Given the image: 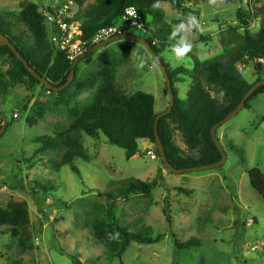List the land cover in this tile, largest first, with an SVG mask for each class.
<instances>
[{"label": "rangeland", "instance_id": "374dc122", "mask_svg": "<svg viewBox=\"0 0 264 264\" xmlns=\"http://www.w3.org/2000/svg\"><path fill=\"white\" fill-rule=\"evenodd\" d=\"M94 1L86 0L84 5ZM22 2L39 9L52 6V0H0V11L18 16ZM262 8L264 0L219 5L186 2L179 11L166 3L156 5L169 31L168 45L160 57L171 69L183 67L188 72L179 75L174 84L179 99H186L192 86L190 74L196 61L215 58L241 44L244 28L237 12L247 15L244 21L256 36L264 19L254 14H260ZM77 10V5L72 8ZM189 14L203 30L192 31L193 50L177 64L170 56L175 43L170 36L173 27ZM130 34L143 39L145 32L132 29ZM141 59L144 67L138 68ZM103 63L114 69L120 91L152 95L157 114L168 108L169 95L156 62L143 44L128 40L111 42L78 62L77 79L65 88L68 108L42 87L28 89L18 84L8 90L0 105V114L9 122L0 136V209L13 203L26 205L32 240L30 249L22 253L17 240L0 227V264H264V200L251 188L248 176L254 168L264 175V93L249 102V109H242L217 129L226 156L218 168L174 174L161 165L147 140L137 142L140 155L127 161L125 152L108 145L104 138L84 137L88 162L74 161L78 174L69 166L54 169L61 153H40L34 141L64 130L73 121L70 111L80 114L91 103L98 82L88 89L84 85L98 76ZM237 67L248 83H254L259 74L264 76V61ZM0 68L5 71L7 66L0 63ZM174 143L185 148L180 134L175 135ZM149 150L155 153V160L147 156ZM51 161H55L53 165ZM131 179L150 181L153 187L147 196L116 198V225L136 232L149 227L152 237L164 234L165 238L152 245L133 242L121 258H114L92 236L89 223L99 206L108 208L110 200L105 195L116 196ZM97 217L105 218L103 214ZM188 240L197 241L198 246L190 251L174 249V241Z\"/></svg>", "mask_w": 264, "mask_h": 264}, {"label": "trees", "instance_id": "16d2710c", "mask_svg": "<svg viewBox=\"0 0 264 264\" xmlns=\"http://www.w3.org/2000/svg\"><path fill=\"white\" fill-rule=\"evenodd\" d=\"M70 1L78 7L73 20L81 23L84 39L92 37L103 27L121 24V18L126 9L134 8L141 14L148 25L143 40L163 63L174 95V104L170 113L158 121V134L169 165L181 170L219 162L221 153L216 148L210 131L240 104L254 84L264 81L263 74H259L254 83H248L237 67L239 63L255 65L264 61V24L258 34L253 36L248 23L244 21L247 15L237 12L240 26L244 28L241 44L215 58L204 62L196 61L190 74L192 86L187 92L186 99L182 100L177 97L174 84L178 81L179 75L185 76L188 72L183 67L171 69L160 57V53L168 45L169 31L156 5L166 3L172 10L179 11L186 2L201 1L212 5L209 0H95L87 6L84 5L86 0ZM241 1L223 0V3ZM0 12H2L0 35L6 38L14 49L12 51L6 45L0 46V63L7 66L5 71L0 68V105L1 99L8 90L20 84L26 85L28 89L42 87L52 96L62 99L64 107L68 108L64 99L66 89L60 92L47 89L31 76L23 64L25 62L39 77L55 88L64 86L70 75L72 64L68 62L64 54L57 52L51 45L42 11L33 3L22 2L18 16L13 12ZM254 16L264 19V9L262 8L260 14H254ZM4 26L6 29L3 31ZM229 29L236 31L235 28ZM91 47L93 46L88 49ZM74 76L71 85L77 79V66ZM96 82L98 86L91 103L83 108L80 114L70 111L73 121L67 128L53 136L43 135L34 141L40 146L38 149L40 153H61L59 163L50 162L51 165L54 164V169L69 166L73 173L78 174V170L73 165L74 161L79 159L88 162L83 143L84 137L97 140L104 138L108 145L123 150L127 161L140 155L138 141L147 140L155 148L153 129L158 114L154 111L153 96L142 92L127 95L120 91L115 83L114 69L105 63L100 65L98 76L86 82L84 88H91ZM210 91H213L215 95L212 96ZM263 93L264 86L259 87L247 99L244 108L249 109V102ZM263 121L264 116L261 119V122ZM1 126L0 120V129ZM8 126L7 120L6 128ZM176 134L181 135L184 149L174 143ZM155 150L157 152L156 148ZM157 155L161 165L164 166L158 152ZM248 176L251 188L264 200V175L259 169L254 168L248 171ZM152 187L153 184L150 181L128 180L118 190L116 196L105 195L110 200L107 209L101 205L95 211L96 217L89 223L91 233L104 246L110 257L121 258L133 242L140 245H152L165 238L164 234L152 237V229L149 227L136 232L116 225L113 212L116 198L128 200L133 195L147 196ZM42 190L44 193L47 192L46 188ZM184 193L190 192L184 191ZM164 213L167 216L165 210ZM102 214L105 218L97 217ZM167 220L170 224L168 216ZM0 227L6 228V231L17 240L20 252L25 253L30 249L32 239L26 205L13 203L5 209H0ZM173 245L176 251H190L198 246V242L195 240L174 241Z\"/></svg>", "mask_w": 264, "mask_h": 264}, {"label": "built area", "instance_id": "2783aa9c", "mask_svg": "<svg viewBox=\"0 0 264 264\" xmlns=\"http://www.w3.org/2000/svg\"><path fill=\"white\" fill-rule=\"evenodd\" d=\"M76 6L70 0H52V6L40 9L44 15V24L48 31V39L57 52L64 54L70 64L79 59L90 46H95L111 38L130 34L132 29L146 32L147 22L134 8L123 12L122 23L116 26H108L99 29L92 37L83 38L81 23L73 20ZM130 12L134 14H130ZM150 159L155 160L156 155L152 151L147 152Z\"/></svg>", "mask_w": 264, "mask_h": 264}, {"label": "water", "instance_id": "95a60500", "mask_svg": "<svg viewBox=\"0 0 264 264\" xmlns=\"http://www.w3.org/2000/svg\"><path fill=\"white\" fill-rule=\"evenodd\" d=\"M118 40H128V41H134V42H138L143 44L147 50L149 51V53L151 54L153 60L156 62V65L158 66L164 80H165V84H166V89L169 95V105L168 108L165 112L158 114L157 117L155 118L154 121V137H155V148L157 149V152L159 154V157L164 165V167L171 173L174 174H183V173H192V172H198V171H204V170H211V169H215L218 168L220 166L223 165V163L226 160V156L225 153L223 152L221 145L217 139L216 136V131L217 129L224 124L225 122H227L228 120H230L231 118L235 117L245 106V102L247 101V99L259 88L264 86V81L261 82H257L256 84H254L252 86V88L247 92V94L244 96V98L242 99V101L240 102V104L233 110L231 111L221 122L215 124L212 128H211V138L216 146V148L219 150V152L221 153V160L215 164L212 165H208V166H202V167H195V168H189V169H181V170H177L175 168H173L172 166L169 165L165 152H164V147L162 145V142L159 138V134H158V121L165 115L169 114L173 104H174V95L172 92V88H171V82L170 79L168 77L167 71L164 68L163 63L161 62V60L159 59V57H157L153 51H151L150 47L148 46V44L141 38H138L136 36H133L131 34H125V35H120L114 38H111L109 40H106L100 44H97L93 47H91L90 49H88L79 59L75 60L74 63L71 66V72L70 75L66 81V83L64 84V86L59 87V88H55L53 87L48 81L44 80L43 78L39 77L32 69H30L27 64L25 62H23L24 67L27 69V71L31 74V76L33 78H35L36 80H38L43 86H45L47 89L53 91V92H60L62 90H64L65 88H67L70 84V82L72 81V79L74 78V74H75V67L77 66L78 62L87 57L89 54L93 53L94 51L99 50L100 48H103L104 46L108 45L111 42L114 41H118ZM2 45H6L8 46L12 51H14L13 47L9 44V42L7 41L6 38H4L2 35H0V46ZM17 57H19V55L17 53H15ZM20 58V57H19ZM0 120L2 121V126L0 129V136L4 133L5 129H6V125H7V118L3 115L0 114ZM75 264H80L79 262H76Z\"/></svg>", "mask_w": 264, "mask_h": 264}, {"label": "clouds", "instance_id": "9594fccd", "mask_svg": "<svg viewBox=\"0 0 264 264\" xmlns=\"http://www.w3.org/2000/svg\"><path fill=\"white\" fill-rule=\"evenodd\" d=\"M209 3L212 5H219L223 3V0H209ZM130 14L134 13L130 12ZM194 29L200 31L203 30L198 19L192 14H189L186 20H182L173 27L170 39L174 40L175 43H173L170 47V56L177 64L182 63L188 54L193 50L194 45L189 37ZM137 67H144L142 59L141 63L138 64Z\"/></svg>", "mask_w": 264, "mask_h": 264}]
</instances>
